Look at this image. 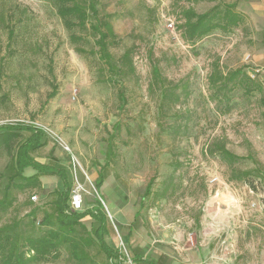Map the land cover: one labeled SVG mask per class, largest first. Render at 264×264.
<instances>
[{
  "label": "rangeland",
  "instance_id": "obj_1",
  "mask_svg": "<svg viewBox=\"0 0 264 264\" xmlns=\"http://www.w3.org/2000/svg\"><path fill=\"white\" fill-rule=\"evenodd\" d=\"M92 1L112 14L104 31L119 43L108 49L89 23L68 27L58 0H0V126H17L0 141V230L20 241L59 217L57 190L70 196L74 174L53 131L88 190L72 233L87 242L82 259L65 242L32 264H133L137 252L264 264V0ZM206 12L215 27L193 39ZM25 147L65 166L67 182L47 173L46 187L22 188L14 158ZM97 200L125 261L91 232Z\"/></svg>",
  "mask_w": 264,
  "mask_h": 264
},
{
  "label": "trees",
  "instance_id": "obj_2",
  "mask_svg": "<svg viewBox=\"0 0 264 264\" xmlns=\"http://www.w3.org/2000/svg\"><path fill=\"white\" fill-rule=\"evenodd\" d=\"M61 2L59 8V14L64 18L68 27L74 25L85 28L89 23L91 29L97 32L101 39V44L104 48L119 43L118 39L108 40L109 34L104 31L105 27L110 24L112 14L100 15L96 5L92 1L89 8L80 4L81 0H58ZM94 14L96 22H89V12ZM211 17L210 12L197 15V19L190 25V35L193 39L199 38L215 27V24L209 23ZM76 19L73 22L71 19ZM231 17L229 16V19ZM71 39L77 41L79 36L75 33L71 34ZM240 70L235 73H240ZM17 126L6 125L0 126V141L8 142L13 135L14 129ZM27 146V145H25ZM229 158L231 154H228ZM15 163L17 166V174L21 175L25 179V182L19 184L22 188L28 186H36L41 182L38 178V174L31 176H23L22 172L26 167H33L39 173L57 174L64 183L67 182V169L65 166L59 164L54 160L40 161L33 157L29 153L28 147L18 151L15 155ZM107 175V174H106ZM105 179L104 173L101 174V179L97 182V188L100 187L102 181ZM57 211L59 217L56 221H52L48 218L41 220V222L50 225L51 227L43 230L38 235H29L21 239L20 241L13 242L12 235L4 230H0V263L1 264H32L38 261L55 259L60 255V246L62 243H68L72 247L73 256L77 259H82L79 249L82 244L87 242V238L79 235L75 232V223L78 222L77 218L80 215L88 213L89 209L84 210H70V196L69 189L57 190ZM97 210L93 212L95 219L91 227V232L94 237L99 240L102 250L109 256L115 259L125 261L127 259L118 249L111 246L109 242V236L114 231V226L111 219L102 208V202L96 201ZM90 211V210H89ZM92 213V212H91ZM92 215V214H91ZM59 225L58 228L54 227ZM67 226V228H66ZM133 264H165L167 261V255L161 254L159 259L151 260L145 258L140 253H134L131 256Z\"/></svg>",
  "mask_w": 264,
  "mask_h": 264
},
{
  "label": "built area",
  "instance_id": "obj_3",
  "mask_svg": "<svg viewBox=\"0 0 264 264\" xmlns=\"http://www.w3.org/2000/svg\"><path fill=\"white\" fill-rule=\"evenodd\" d=\"M53 137L57 140V142L64 148L65 151L69 153L70 158H72L71 162L73 165V187L71 189V194H70V210L75 211V210H81L83 209V200H84V195L85 193L88 192L87 188L85 187V183L81 181L76 174L78 165H77V159L76 156L74 155L72 148L67 144V142L60 137L58 134L55 132L51 131ZM32 199H37V195L34 194L32 196Z\"/></svg>",
  "mask_w": 264,
  "mask_h": 264
},
{
  "label": "crops",
  "instance_id": "obj_4",
  "mask_svg": "<svg viewBox=\"0 0 264 264\" xmlns=\"http://www.w3.org/2000/svg\"><path fill=\"white\" fill-rule=\"evenodd\" d=\"M28 168L31 170V174H29V176L38 173V171L36 169H34L33 167L30 166ZM38 178H39L40 182L43 184V187H46V185L50 182L47 173H38ZM161 254L167 255V261L165 262V264H167L170 259H169V255L167 253H164V252L159 253V255L155 259L154 258L152 259L149 257H145V258H148L151 260H157V259H159ZM190 263H192V262H190ZM190 263H187L185 260L173 262V264H190ZM170 264H172V263H170Z\"/></svg>",
  "mask_w": 264,
  "mask_h": 264
}]
</instances>
